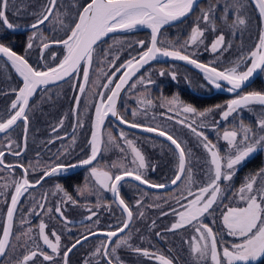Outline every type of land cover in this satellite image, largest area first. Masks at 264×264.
<instances>
[{
  "label": "snow or ice",
  "instance_id": "6c2138e0",
  "mask_svg": "<svg viewBox=\"0 0 264 264\" xmlns=\"http://www.w3.org/2000/svg\"><path fill=\"white\" fill-rule=\"evenodd\" d=\"M200 3L201 0H83V2L44 0L39 11L33 10L29 13L35 17L30 24L34 31L27 37L25 55L18 54L11 46L2 42L4 37L0 36V58H6L20 81L11 87L10 92L15 98L5 113L0 115V138L7 141L4 144L7 152L0 148V169L7 170L10 174L6 177V183L0 185V196L5 198L6 208V211L0 214V264H38L40 257L42 261H39V264L45 262L70 264V254L78 246H83V242L90 237H97L98 242L83 264H102V261L106 264H123L118 255L121 248L153 260L155 264H177L178 258L156 249L155 245L151 248H141L130 243L131 228L135 220H143L146 216L144 208L162 209V205L146 204L143 197L150 195L146 191L143 192V197L135 201L134 206L130 205L121 194L122 182H126V178L148 189L166 190L170 186H175V192H170L167 198L157 196L156 199L163 200L164 204L169 205V210H161L160 216L173 217L164 231L182 236L193 264H259L260 261H264V167L249 173L233 193L240 203L235 206L231 203L224 205L225 210L220 212L222 229L213 227L217 209L225 199H229L225 189L233 187L234 176L240 167L254 154L264 152V92H242L255 74L264 73V0H225L223 9L219 7V0H214L206 8L200 9L196 21L182 42L180 39L174 41L164 36L163 30L167 26L182 23L185 18L195 14ZM248 3L254 4L258 11L261 25L258 41L246 55L242 54L234 61L233 66L218 69L214 65L231 48V42L226 39L225 32L217 28V24L223 23L233 35L247 27L248 21L241 13ZM9 4L14 5L15 0H0V28L15 32L20 26L9 20L7 15ZM15 13L21 14L19 9L15 10ZM201 24L204 27H201ZM42 27L44 31H41ZM138 28L149 29L150 37L128 42L123 38L114 37L113 44L106 50L101 48L109 34L132 33ZM49 30L53 35L46 34ZM207 31L215 34L210 45H205ZM37 40L40 41L39 44L36 43ZM53 45L62 47V58L58 57L55 51L48 52ZM202 45L205 51H210L215 57L207 64L199 62L196 58ZM37 48L40 54L38 63H42L44 68L34 66L28 59V54ZM119 49L131 51L127 58L121 60ZM101 51L102 56L99 54ZM49 57L53 62L51 64L48 63ZM159 58L183 61L192 65L203 73L204 79L213 88L222 89L223 82V85H226L223 90L236 96L228 100L226 105L218 104L203 111L184 103L179 96L165 98L159 105L162 108L167 106V111L174 113L166 116L167 120H174L175 124L188 129L196 138L197 147L205 154L200 168L202 178L196 175V165L193 163L194 159L199 162V158L195 157L192 149L188 148L186 142L179 139L173 131L166 130L164 125L157 124L154 127L151 123L141 124L135 119L129 120L118 108V100L124 91L137 89L138 85L153 83L151 78L146 79L144 75L136 80L133 78L145 68V65ZM94 63L107 64L109 70L105 72L103 67L99 69L98 80L102 77L107 82H92L95 88H102L104 91L94 90V95L99 99L89 105L84 100V94L86 85L90 82V71ZM78 73L82 74L83 82L72 85L80 93L73 97L75 103L71 109L74 135L71 145L65 146V152L60 155H64L72 145H75L76 129L86 126L85 113L80 111L82 106L94 108V114L88 116L90 138L87 145L90 154L87 158L80 159L78 163L44 166L41 175L30 180L29 168L19 162L8 163L5 159L6 155L19 157L26 149L29 112L36 107V104L30 101L38 90L46 91L47 86L67 81ZM117 73L122 74L115 78ZM159 75L164 76L165 73L161 71ZM169 75L173 80L176 79L175 73ZM8 94L0 91V95ZM136 102L137 108L131 113L133 118L139 115L147 116L150 110L156 107L146 93H139ZM253 105L261 106L254 126L241 121L238 125L233 124L231 128L224 127L220 135L219 129L222 126L219 121H213L211 124L206 122L209 115L217 109L220 110V120L229 121V117L238 113L240 109L254 112L255 110L251 108ZM65 119L67 117L61 118L52 130L58 132L64 126ZM106 119H114L119 125L129 129L153 133L170 142L174 147H169V151L175 162L170 180L165 182L149 180L147 170L150 165L136 142L128 138L123 129L120 130L118 137L111 131H102V128L106 127ZM21 122L25 145L24 149L17 145L19 150H16L12 148L14 141L11 140L10 134L16 127L21 126ZM229 123L231 124V121ZM204 128L216 132L217 140L224 141L226 147L221 149L218 143L213 142L210 136L201 130ZM55 139L64 140L65 137L57 135ZM54 142L52 139L49 140V143ZM112 149H118L122 156L110 165H101L98 157ZM85 166H89V176L86 177V183L77 188V194L81 196L85 193L95 194L97 203L94 207L97 210L107 207L111 211V204H116L118 209L122 210L121 218H118L117 224H109L106 230L88 225L87 234L81 233L74 238L75 242L70 246H63L60 234L55 230L46 231L48 224L42 217L48 215L67 225L70 221L64 214L66 210L64 205L77 206L79 202L59 183L51 193L61 196L54 207L41 202L47 201V193L41 194L40 199H37L30 189L42 187L48 177ZM31 167L32 171H36L38 165ZM15 169H22L23 174L12 176L11 173ZM112 169L117 171L114 173ZM151 170H156L154 165L151 166ZM91 181L95 182V187ZM100 190L111 193L112 200L107 204L101 202ZM22 198L24 200L30 198L32 201L26 211H22ZM170 200H174L175 203L169 204ZM85 211L89 213L85 220L98 226L100 224L98 211L87 207ZM33 216L41 218L39 224L35 226V231L31 220ZM209 218L212 220L211 224L208 222ZM148 227L150 231L153 230L156 227V220ZM185 233L188 234L186 238ZM155 236L165 239L160 231H156ZM225 236L232 237V240H226ZM140 239L143 241L144 237L141 236ZM149 243L151 244L150 241ZM171 251L169 249V252Z\"/></svg>",
  "mask_w": 264,
  "mask_h": 264
},
{
  "label": "flooded vegetation",
  "instance_id": "af4514ba",
  "mask_svg": "<svg viewBox=\"0 0 264 264\" xmlns=\"http://www.w3.org/2000/svg\"><path fill=\"white\" fill-rule=\"evenodd\" d=\"M67 2V0H65ZM83 2V0H81ZM214 0H202L200 6L196 9L195 14H191L189 17L172 26L166 27L164 36L172 40L180 39L181 42L190 32L191 26L197 19V15L201 8H206L209 3H213ZM44 3V0H15V4H9V9L7 12L9 20L18 24L20 27L17 31L13 32L7 29L0 28V36L4 37L3 41L5 44L11 46L14 51L20 55H25V46L27 42V37L34 31L30 28V24L34 21L35 17L30 15L33 10L39 11L40 5ZM225 0H219V7L223 9ZM25 5L27 7H25ZM20 10V15L15 13V10ZM219 15V13H218ZM247 21V27L239 30L233 35L228 29L225 28L223 23H218L217 28L220 31L225 32L226 39L231 42V48L220 57V60L216 62L214 66L218 69H223L226 67L233 66V62L236 61L242 54L246 55L248 51L253 48L255 43L258 41L259 30H260V20L259 15L253 4H246L243 12L241 13ZM235 13H233V18ZM231 23V21H229ZM201 27H204L201 24ZM44 31V28H41ZM47 35L51 36L53 33L49 30ZM56 35H62V33H56ZM123 38L126 42L135 41L140 39H148L150 33L139 32L131 34H120L113 35L106 38V43L101 46L102 49H107L109 45L113 44V38ZM215 38V34L211 31H207L205 34V45H210L212 40ZM37 44L40 43L39 40L36 41ZM119 48V46H116ZM121 52V60L127 58L130 49H119ZM55 51L58 57L62 58V47L53 45L48 52ZM198 56L196 57L199 62L209 63L214 60V55L210 51H205L202 45L198 49ZM101 56L103 52L99 53ZM135 54V53H133ZM40 58L39 49H35L30 54H28V59L31 64L44 68L42 63H38ZM58 62V61H57ZM48 63H53L49 57ZM7 65V67L5 66ZM103 67L104 71L109 70L108 65H100L94 63L93 68L90 71V82L86 85V93L84 94V100L90 105L92 101L98 100L99 97L94 95L95 91H104L102 88H95L92 83H106L107 81L102 77L98 80L99 69ZM163 71L164 76L159 75ZM169 73H175L176 79L173 80ZM122 73H117L115 78ZM141 75L145 78H151L152 84L138 85L137 89L126 90L122 93L121 98L118 100V108L124 114L127 119L133 120L141 124L151 123L152 126L157 124L166 126V130L173 131L175 135L186 142L188 148L192 149L195 157L199 158V162L196 159L193 163L196 165V175L202 178L203 173L200 171L202 167L204 153L201 148L197 147L196 138L193 136L188 129L182 128V126L174 123V120L169 121L165 117L169 115H174V113L167 111L166 107H159L161 102L167 98L170 99L173 96H179L180 100L184 103L191 104L198 110L203 111L210 107H215L216 105H226L227 101L236 98L234 93H229L222 89L213 88L204 79L203 73H198L188 65L181 61H173L167 58H159L156 61L150 62L145 65L144 69H141L140 73L133 80L138 79ZM11 76V79L9 77ZM82 74H76L67 81H61L57 84L47 86V90H38L33 100L30 103H35L36 107L29 112L30 124L29 132L27 136V146L24 149L25 141L23 138V127L22 122L20 127H16L10 134V138L14 143L12 148L17 149V145L20 146L22 155L17 157L13 155H6L5 159L8 163H22L24 167L29 168L30 180H34L36 177L41 175V169L47 165L53 164H74L78 163L80 159L87 158L90 154V149L87 145V141L90 138V123L88 121V116L94 114L93 107H81L80 111L85 113V127L77 128L75 131L76 143L72 145L68 152L64 155L60 153L65 152V146L71 145L72 137L74 135L72 124L74 118L72 117L71 109L74 106L73 97L80 95L77 89L72 87L73 84L82 83ZM20 83L19 77L14 73L11 66L3 59L0 58V91L8 92V95H0V115L4 114L7 108L10 106L12 99H14V94L10 92L11 87ZM132 83V81H130ZM127 88V86H126ZM251 91H261L264 92V73H258L256 76L251 78V82L242 89V92ZM139 93H146L149 98H151L156 107L152 108L147 116L139 115L135 118L132 117L131 113L133 109L137 108L136 96ZM255 111L249 109H240L238 113H234L232 117H229V121L220 120V110L217 109L211 113L207 119V123L211 124L213 121H219L220 127L219 133L222 135L223 128H231L233 124L238 125L243 121L245 124H252L257 119L258 114L261 111V106L253 105L251 106ZM163 114V115H161ZM155 116V120H153ZM67 117L64 122V126L59 129L58 132H54L52 129L56 127L61 120V118ZM179 118V117H176ZM105 128L102 131H111L113 135L119 136V132L123 129L127 134L128 138L133 139L136 145L142 153L145 155L147 162L150 167L147 170V177L152 182H165L170 180L171 174L174 170V158L169 151V147H174L170 145V142L165 141L162 138L151 136L148 134L141 133L139 131L129 129L124 125H119L114 119H106ZM207 135L210 136L213 142L218 143V146L223 149L226 144L222 140H217V133L211 131L209 128L201 129ZM57 135L64 136V140L55 139ZM106 138V137H105ZM52 139L55 142L49 143ZM7 141L0 138V148H3L7 152V148L4 147ZM122 143V142H121ZM39 154V155H38ZM59 155V159L57 156ZM122 156V153L118 149H112L105 152L102 156L98 157V161L101 165H110L113 161L118 160ZM96 163V162H94ZM31 165H38L36 171H32ZM154 165L156 170L152 171L151 166ZM88 167H77L75 169H68L56 176L48 177L43 182V186H37L35 189H30L33 195L40 199L41 194L47 193V201H41L48 204L49 207H54L57 201L61 198L60 195H52L51 193L55 190V185L57 183L61 184L65 190L71 194L79 204L77 206H72L71 204L64 205L65 216L68 218L70 223L65 225L63 221L58 219H52L48 215L42 217L47 224L48 229L46 231L50 232L55 230L61 235L62 245L70 246L74 243V238L80 236L81 233H88V225L93 228H98L99 230H106L109 224H117L118 218H121V211L116 204H111V211L107 207H101L99 210L95 209V204L97 203V196L95 194L88 195L85 193L83 196L77 194V188L82 187L86 183V177L89 176ZM264 167V152L259 154H254V156L240 169L234 176L231 189H225L226 195L229 199H225L223 204L217 209L215 224L213 227H218L222 229L223 225L221 223L220 212L224 209L225 204L231 203L233 206L240 203L237 198L233 196V193L241 186L246 176L249 173L256 172L259 168ZM115 173L117 170L112 169ZM22 169H15L12 176L16 177L22 175ZM10 175L7 170L0 169V185L6 183V177ZM199 179L197 183L199 184ZM91 184L95 187V182L91 181ZM131 185H137V187H132ZM195 190V189H193ZM146 191L150 193L148 197H143V192ZM101 192V202L107 204L112 200L111 193ZM170 192H175V186H172L168 190H156L148 189L144 185H138L137 183L130 181L126 178V182H122L121 194L122 197L130 205H135V201L141 197L144 198L146 204L160 203L162 209L157 208H144L146 216L143 220L136 219L133 227L131 228L132 239L130 243L133 246H139L141 248H151L155 245L156 249L164 252L167 255L178 258L177 264H193L192 259L188 253L187 245L183 244V238L181 235H173L171 233L165 232L164 229L169 225L173 217L160 216L161 210H169V205L164 204L163 200H157V196H162L167 198ZM186 194V193H185ZM27 195V194H26ZM4 197L0 196V214L6 211L4 208ZM10 199V197H9ZM22 211H26L32 204L31 199L24 200L22 198ZM174 200H170L169 204H174ZM93 208V210L98 211V216L100 219V224L97 226L92 224L91 221L85 220V217L89 214L85 211V208ZM40 211V209H37ZM19 220V214L17 216ZM39 217H31L32 226H35L40 222ZM95 219V218H94ZM153 220H156V227L153 230H149V225ZM208 222L211 224L212 220L209 218ZM28 227V225H25ZM139 229V231H137ZM160 231L165 239H160L155 236V232ZM126 234V233H125ZM121 234V235H125ZM187 233L184 237H187ZM143 236L144 240L141 241L140 237ZM54 239V238H53ZM228 241L232 240V237L225 236ZM151 242V244L149 243ZM98 242L97 237H90L89 240L83 242V246H78L70 254V264H83L84 260L89 257V254L93 251ZM42 244V242H41ZM169 249L172 251L169 252ZM50 251V250H48ZM118 255L123 264H155V261L145 259L142 255H139L133 251L126 248H121L118 251ZM42 261V257L39 258ZM262 261L259 262L261 264ZM47 264V262H45ZM102 264L106 262L102 261Z\"/></svg>",
  "mask_w": 264,
  "mask_h": 264
},
{
  "label": "water",
  "instance_id": "95a60500",
  "mask_svg": "<svg viewBox=\"0 0 264 264\" xmlns=\"http://www.w3.org/2000/svg\"><path fill=\"white\" fill-rule=\"evenodd\" d=\"M202 1V0H201ZM254 5V4H253ZM254 7H255V5H254ZM258 12V11H257ZM186 19V18H185ZM177 23H179V22H177ZM176 23V24H177ZM168 27V26H167ZM139 32H148V33H150V30L149 29H145V28H138L137 30H135L134 32H132V33H139ZM120 34H131V33H117V34H109V36L108 37H110V36H113V35H120ZM108 37H106V38H108ZM105 38V39H106ZM6 62H7V60H6V58H3ZM181 62H183V61H181ZM8 63V62H7ZM184 64H186L185 62H183ZM9 65H10V63H8ZM186 65H188V64H186ZM190 68H192L193 70H195L196 72H198V73H202L199 69H196L195 67H193L192 65H188ZM13 71H14V69H13ZM14 73H15V71H14ZM16 74V73H15ZM258 74V73H257ZM257 74H255L254 76H256ZM61 82V81H60ZM59 83V82H58ZM54 85V84H53ZM133 130H136V131H139V132H141V133H144V132H142V131H140L139 129H133ZM144 134H148V135H151V136H155V137H158V136H156L155 134H153V133H144ZM158 138H162V139H164L163 137H158ZM131 181V180H130ZM133 182H135V183H137L138 184V182H136V181H133ZM172 186H170L169 188H171ZM157 190V189H156ZM168 190V189H167Z\"/></svg>",
  "mask_w": 264,
  "mask_h": 264
},
{
  "label": "trees",
  "instance_id": "16d2710c",
  "mask_svg": "<svg viewBox=\"0 0 264 264\" xmlns=\"http://www.w3.org/2000/svg\"><path fill=\"white\" fill-rule=\"evenodd\" d=\"M261 264H264V261H262Z\"/></svg>",
  "mask_w": 264,
  "mask_h": 264
}]
</instances>
